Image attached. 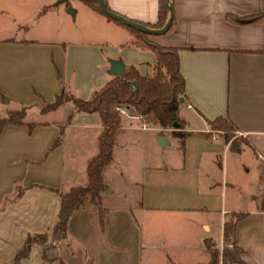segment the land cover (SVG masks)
Wrapping results in <instances>:
<instances>
[{
	"label": "crops",
	"instance_id": "1",
	"mask_svg": "<svg viewBox=\"0 0 264 264\" xmlns=\"http://www.w3.org/2000/svg\"><path fill=\"white\" fill-rule=\"evenodd\" d=\"M55 2L11 0L18 13L40 14L38 23L52 13L68 22L75 16L72 24L83 25L75 36L0 38V116L27 108L21 124L0 132V264H14L28 236L41 233L45 243L35 241L22 264L208 262L207 240L221 248L225 222L239 213L242 258L264 264V0H169L174 29L149 37L182 46L184 135L122 115L103 170L104 230L90 205L71 216L60 237L53 234L60 192L88 184L104 125L99 112L77 110L71 100L42 108L63 88L92 98L114 76L112 59L152 75L157 57L131 28L82 0ZM106 2L132 19L158 20L160 0ZM229 13L263 16L239 23ZM218 116L235 124L230 139L210 123Z\"/></svg>",
	"mask_w": 264,
	"mask_h": 264
},
{
	"label": "trees",
	"instance_id": "2",
	"mask_svg": "<svg viewBox=\"0 0 264 264\" xmlns=\"http://www.w3.org/2000/svg\"><path fill=\"white\" fill-rule=\"evenodd\" d=\"M82 1L103 12L99 0ZM169 13V0H160L159 16L156 22L137 21L151 28H161L167 22ZM262 16V13L245 16L227 14L228 19L239 23L254 22ZM175 24L176 12L174 10L173 22L169 30L174 29ZM126 26L136 32L140 41L155 52L157 63L154 74H142L137 66L131 65L123 74L114 75L104 86L96 90L90 99L75 96L63 88L56 95V98L52 102H48L42 109V111L54 109L64 101L71 100L77 110L99 112L104 125L99 138V153L88 162V184L73 186L69 190L60 192L59 219L53 228V234L56 237H60L68 230L70 218L76 211L90 205H94L98 210L102 231L105 228L107 208L102 204L101 195L102 190L106 187L103 180V170L113 159V147L118 129L122 125V115L116 109L117 104L122 103L132 107L139 114H142L147 122H153L162 130L174 126L175 122H178L177 128L184 127L183 119L179 115L180 108L186 98V79L180 67V49L182 46L160 44L150 39V33L139 31L129 25ZM25 115V108L8 111L6 116L0 117V132L7 124H21ZM72 115L68 117V121L71 120ZM210 123L214 128L223 130L227 139L233 137L237 129L233 121L227 116H218L214 120H210ZM173 133L179 136L184 135V132L178 129L173 130ZM58 142L59 139L56 143ZM242 215V213L236 214L232 219L225 222L224 242L227 243V246H224L223 250L220 251L214 242L208 239L207 249L211 258L208 262L197 264H220V261L247 264L242 258L243 248L238 244L236 238V224ZM46 238L47 234L42 233L29 235L25 244L16 253L14 264H22V259L29 255L33 243L37 240L45 243ZM61 264L65 263L62 261Z\"/></svg>",
	"mask_w": 264,
	"mask_h": 264
},
{
	"label": "rangeland",
	"instance_id": "3",
	"mask_svg": "<svg viewBox=\"0 0 264 264\" xmlns=\"http://www.w3.org/2000/svg\"><path fill=\"white\" fill-rule=\"evenodd\" d=\"M37 15L40 14L32 13L29 11L18 13L14 10L11 0H0V38L6 36H16V35L17 36L25 35V37H30V38L51 37V36L52 37L55 36L59 38L62 37V32H64L67 36H75L74 33L76 30L77 32L82 30L81 29L83 26L82 24L81 25L77 23L74 25L72 24L75 23L74 21H72L75 16H73V18L70 19L71 22H68L65 19H62V15L52 13L48 17H45V19L42 22L38 23L37 21L34 20ZM87 26H88L87 24H84L85 30L82 33L84 35H86V33L90 31V29H86ZM75 27L77 29H75ZM23 108H25L27 113L26 107H20L19 109H23ZM6 115L7 113L1 115L0 117ZM30 115L34 116L35 114L33 112V114ZM150 123L152 125H155L153 122ZM167 128H169L167 129L169 133H172L173 130L178 129L176 126H170ZM226 244H227L226 242L223 243V246L219 248L220 251L223 250L224 246H227ZM220 264H232V263H223L220 261Z\"/></svg>",
	"mask_w": 264,
	"mask_h": 264
},
{
	"label": "water",
	"instance_id": "4",
	"mask_svg": "<svg viewBox=\"0 0 264 264\" xmlns=\"http://www.w3.org/2000/svg\"><path fill=\"white\" fill-rule=\"evenodd\" d=\"M61 3H67L68 4V0H56L55 5H59ZM99 4H100V7H101L103 13H105L109 17H111L115 20L121 21L124 24L129 25V26H131V27H133L139 31L147 32L150 34H161V33L168 31L172 25L173 18H174V7L170 6L169 17H168L165 25L162 26L161 28H151V27H148L147 25H145V24H143V23H141L135 19H132V18H130L124 14H121L119 12H116V11L110 9L107 5L106 0H99ZM68 11L71 12L72 14H75V9L72 6H68ZM125 70H126V64L124 63V61L121 58L111 60L110 72L113 75H121L125 72ZM182 100H183V98H182ZM174 126H178V122H175ZM159 140L162 143H164L165 137L160 136Z\"/></svg>",
	"mask_w": 264,
	"mask_h": 264
},
{
	"label": "built area",
	"instance_id": "5",
	"mask_svg": "<svg viewBox=\"0 0 264 264\" xmlns=\"http://www.w3.org/2000/svg\"><path fill=\"white\" fill-rule=\"evenodd\" d=\"M116 109L121 115L140 119L142 121V127L144 128L154 126L150 122H147L142 114H139L135 109H132V107L126 104H117ZM131 110H133V112H131Z\"/></svg>",
	"mask_w": 264,
	"mask_h": 264
}]
</instances>
